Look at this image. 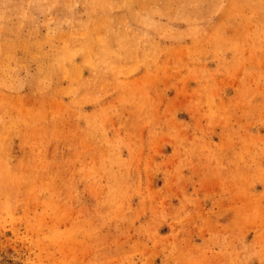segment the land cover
Wrapping results in <instances>:
<instances>
[{"label": "rangeland", "instance_id": "1", "mask_svg": "<svg viewBox=\"0 0 264 264\" xmlns=\"http://www.w3.org/2000/svg\"><path fill=\"white\" fill-rule=\"evenodd\" d=\"M0 264H264V0H0Z\"/></svg>", "mask_w": 264, "mask_h": 264}]
</instances>
